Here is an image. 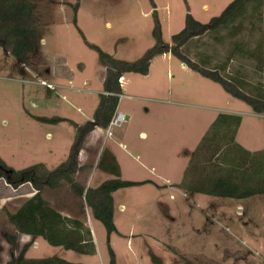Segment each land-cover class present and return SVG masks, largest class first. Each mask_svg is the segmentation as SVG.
<instances>
[{
	"label": "rangeland",
	"instance_id": "374dc122",
	"mask_svg": "<svg viewBox=\"0 0 264 264\" xmlns=\"http://www.w3.org/2000/svg\"><path fill=\"white\" fill-rule=\"evenodd\" d=\"M30 1L42 32L40 47L32 54L30 65L17 61L0 44V159L17 172L35 165L51 172L68 160L76 141L75 125L92 121L104 91L106 70L99 64L97 52L86 45L72 23L69 4L77 0ZM233 1L82 0L78 27L90 44L115 59L135 63L156 44L155 16L164 43L172 45V36L183 31L188 14L208 24ZM193 44L184 52L195 62H200L194 59L196 51L204 50L220 62L231 47L227 41L218 45L208 38ZM206 45L208 49H204ZM185 66L173 55L164 54L152 60L147 76L125 74L117 113L125 114L129 121L113 127L110 136L102 129L96 146L87 147L86 140L87 160L76 179L85 188L87 183L97 188L115 179L99 166L102 153L109 151L120 166L122 180H150L159 186L147 184L113 194L114 223L119 232L111 235V247L117 264H264V195L237 201L189 196L176 188L177 181L185 177L192 153L222 115L240 117L237 143L263 155L264 117H254L262 115L231 96L221 84ZM241 66L252 76L253 71L243 60L230 71ZM37 118L66 121L43 123ZM34 194L30 184L15 188L0 178V264L23 249L9 242L14 227L8 214H14ZM42 195L53 208L72 218L85 223L88 215L93 217L85 198L66 183L57 189L47 188ZM198 202L204 210L195 207ZM165 216L177 222H169ZM191 217H206L209 224L211 220V236L191 233ZM92 221L99 241L97 261L109 264L107 230L100 221ZM36 241L39 246L32 248L28 257L63 256L72 261L78 256L42 238Z\"/></svg>",
	"mask_w": 264,
	"mask_h": 264
},
{
	"label": "trees",
	"instance_id": "16d2710c",
	"mask_svg": "<svg viewBox=\"0 0 264 264\" xmlns=\"http://www.w3.org/2000/svg\"><path fill=\"white\" fill-rule=\"evenodd\" d=\"M81 1L69 4L73 10L72 23L86 45L97 52L99 64L106 70L104 91L100 95L93 121L83 126L75 125L77 136L68 160L56 170L49 172L43 165H35L17 172L0 159L1 169L4 172L12 171L10 174L3 173L0 178H5L12 187L30 184L35 190V194L14 214H8L9 223L15 229L14 234L8 235L12 246H17L19 235L32 237V242L7 264H74L58 257L27 259L26 253L38 238L53 247H61L81 255L97 254L90 228L78 218L64 216L43 198L42 192L45 189H57L63 183L70 185L76 195L85 198L93 217L104 225L108 234L109 264H117L110 241L112 234H118L114 223L113 194L121 189L147 184L159 186L150 180H122L120 166L109 151L102 153L99 166L115 179L108 180L97 188L86 189L76 177L80 171L79 156L88 136L96 128L107 130L117 113L120 97L123 95L120 80L125 74L147 76L155 57L171 54L194 72L221 84L231 96L246 102L255 114L264 115V0H234L220 17L212 19L208 24H202L188 14L183 31L172 36V45L164 43L161 24L155 16L156 44L135 63L115 59L100 47L86 41L84 33L78 27ZM34 10V4L30 0H0V44L26 66L30 65L32 54L39 49L42 41V32L34 17ZM154 10L156 14L155 6ZM201 38H208L211 43L218 45L227 41L231 47L220 62L214 61L204 50H198L194 59L197 58L200 62H195L184 51H188ZM208 47L206 45L204 49ZM242 60L253 71L252 76L244 73V66L233 70L234 72L230 71L235 63ZM37 120L43 123L66 121L60 118ZM218 122L192 154L185 177L178 187L189 196L204 195L237 201L264 195V154L249 152L237 143L240 117L222 115Z\"/></svg>",
	"mask_w": 264,
	"mask_h": 264
},
{
	"label": "crops",
	"instance_id": "0c3cea01",
	"mask_svg": "<svg viewBox=\"0 0 264 264\" xmlns=\"http://www.w3.org/2000/svg\"><path fill=\"white\" fill-rule=\"evenodd\" d=\"M204 9H207V6L206 5H204ZM264 29V28H263ZM170 56V55H169ZM165 57V56H164ZM167 58L169 59V57L167 56ZM184 67H186L185 66V64H184ZM123 80H124V78H123ZM124 82V81H123ZM122 88H123V84H122ZM124 91V90H123ZM120 113V112H119ZM123 114V113H122ZM125 115V114H124ZM249 115H251V116H254L255 114H249ZM254 117H256V118H263L264 117V115H262V116H258V115H255ZM92 121H93V119H92ZM127 121H129V117L127 116ZM101 132H102V129H100V128H96L89 136H88V139H87V141H89L88 143H89V146H87L88 145V143H87V147H91V146H96V144H97V140L101 137ZM244 149H246L247 151H249V152H252L253 153V151H251V149H248V148H246V147H243ZM84 149H85V147H83V149H82V151H81V153H80V158H79V161L81 162V165H80V170L82 171V169L85 167V159L87 160V156H86V151H84ZM256 152V151H255ZM193 154V153H192ZM94 169V168H93ZM92 169V171L94 172V170ZM84 170V169H83ZM81 171H79V173L81 172ZM91 171V172H92ZM93 172L90 174V175H93ZM102 174H104V173H102ZM154 182V181H153ZM182 181L181 180H179V181H177V183H178V185H180V183H181ZM155 184H157L156 182H154ZM87 185H88V183H87ZM86 185V189H88V188H93V187H91L90 185H88L87 186ZM177 185V186H178ZM164 186V185H163ZM166 186V185H165ZM88 187V188H87ZM167 187V186H166ZM177 189H179V187H176ZM160 189V188H159ZM167 189V188H166ZM181 190V189H180ZM184 195H186V194H184ZM195 196H197V195H195ZM263 196V195H262ZM212 198H215V197H212ZM252 198H254V197H252ZM219 199H221V198H219ZM249 199H251V198H249ZM231 200V199H230ZM245 200H247V199H245ZM240 201H244V200H240ZM196 204V203H195ZM187 205H189V204H187ZM191 205V204H190ZM195 207H197V209H202V210H204L203 209V207L201 206V204L199 205V202L195 205ZM205 213H207V211H204ZM62 214L64 215L65 214V216H68V217H71V216H69L67 213H65V211H63L62 212ZM94 217H91V216H89L88 215V217L86 218V221H85V225L88 227V228H90V230H91V232H92V235H93V239H94V244H95V247H96V250H97V254L96 255H94V256H88V255H81V254H78L77 253V258H76V256H75V259L74 260H72V261H69V260H67V259H65L63 256H54V257H58V258H61V259H64V260H66V261H68V262H71V263H74V264H100V263H98V261H97V258H98V256H99V248H98V238H97V233H96V229H95V227H94V225H93V221H92V219H93ZM165 219H167L169 222H177V219H172V218H166V216H165ZM179 220V219H178ZM189 222H192L193 223V225L191 226L190 225V232L191 233H196V234H199L198 235V237H207V236H211V234H212V227H211V223H212V221L210 220V224H209V219L208 218H206V217H191L190 219H189ZM116 225V224H115ZM214 224H212V226H213ZM206 226H208L207 228H206ZM117 227V226H116ZM202 227V228H201ZM211 229H210V228ZM117 230H118V228H117ZM119 232V231H118ZM14 233H15V229H14ZM123 235H121V237H122ZM130 236H132V235H130ZM134 236V235H133ZM32 241V237H30V236H27V235H19L18 236V241H17V245L20 247V246H23V248L25 247V246H27L30 242ZM110 241H111V243H112V238L110 239ZM164 244V242L163 241H161V244ZM36 246L38 247L39 246V244H38V241H36L35 242V244H33L30 248H29V250H28V252L26 253V255H25V257L27 258V259H37V258H32V257H28V254H29V252H30V250L32 249V248H36ZM113 249V248H112ZM65 250V249H64ZM67 251V250H66ZM114 251V250H113ZM21 252V251H20ZM19 252V253H20ZM19 253L16 255L15 254V256H13V257H17L18 255H19ZM65 253V252H64ZM115 253V252H114ZM116 255V254H115ZM13 257H11V259L13 258ZM74 257V256H73ZM81 258H89V259H92V261L91 262H89V263H87V262H84L83 261V259L81 260ZM11 259L9 260V261H11ZM9 261H7L5 264H7ZM116 262H117V259H116Z\"/></svg>",
	"mask_w": 264,
	"mask_h": 264
},
{
	"label": "built area",
	"instance_id": "2783aa9c",
	"mask_svg": "<svg viewBox=\"0 0 264 264\" xmlns=\"http://www.w3.org/2000/svg\"><path fill=\"white\" fill-rule=\"evenodd\" d=\"M123 78L120 80L121 84H123ZM43 85H46L49 87V89H54V86L51 84H46V82H42ZM127 121V117L122 113H116L115 117L113 118L109 128L106 130L108 132V135L110 136L112 134V129L115 126H119L120 124Z\"/></svg>",
	"mask_w": 264,
	"mask_h": 264
},
{
	"label": "flooded vegetation",
	"instance_id": "af4514ba",
	"mask_svg": "<svg viewBox=\"0 0 264 264\" xmlns=\"http://www.w3.org/2000/svg\"><path fill=\"white\" fill-rule=\"evenodd\" d=\"M3 173H5V172H4L3 169H1V167H0V175H2Z\"/></svg>",
	"mask_w": 264,
	"mask_h": 264
},
{
	"label": "water",
	"instance_id": "95a60500",
	"mask_svg": "<svg viewBox=\"0 0 264 264\" xmlns=\"http://www.w3.org/2000/svg\"><path fill=\"white\" fill-rule=\"evenodd\" d=\"M5 173H6V174H10V173H12V171H6Z\"/></svg>",
	"mask_w": 264,
	"mask_h": 264
}]
</instances>
